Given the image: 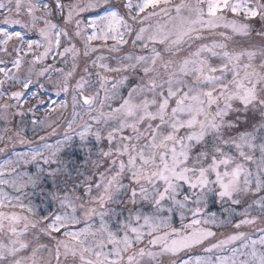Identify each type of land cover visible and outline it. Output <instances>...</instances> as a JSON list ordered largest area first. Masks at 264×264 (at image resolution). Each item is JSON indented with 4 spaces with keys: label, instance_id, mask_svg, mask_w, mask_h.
I'll return each mask as SVG.
<instances>
[{
    "label": "snow or ice",
    "instance_id": "snow-or-ice-1",
    "mask_svg": "<svg viewBox=\"0 0 264 264\" xmlns=\"http://www.w3.org/2000/svg\"><path fill=\"white\" fill-rule=\"evenodd\" d=\"M0 264H264V0H0Z\"/></svg>",
    "mask_w": 264,
    "mask_h": 264
}]
</instances>
